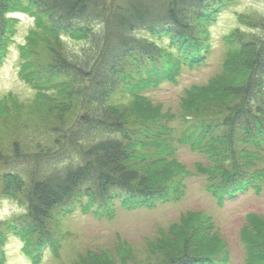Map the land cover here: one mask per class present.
Wrapping results in <instances>:
<instances>
[{
    "label": "trees",
    "instance_id": "16d2710c",
    "mask_svg": "<svg viewBox=\"0 0 264 264\" xmlns=\"http://www.w3.org/2000/svg\"><path fill=\"white\" fill-rule=\"evenodd\" d=\"M232 1L0 0V65L15 13H24L32 27L19 45V74L34 88L31 98L0 95V199L21 207L0 219V247L19 236L38 264L42 249L56 253L58 229L77 207L111 215L116 204L168 201L189 172L173 154L175 141L205 156L195 171L219 204L262 191L263 13H239L244 28L225 36L221 70L184 88L175 112L145 93L204 62L206 26ZM206 219L181 215L147 240V260L222 264L223 241ZM248 220L244 264H264V219ZM130 256L131 244L119 240L113 251L86 250L70 264H128Z\"/></svg>",
    "mask_w": 264,
    "mask_h": 264
},
{
    "label": "rangeland",
    "instance_id": "374dc122",
    "mask_svg": "<svg viewBox=\"0 0 264 264\" xmlns=\"http://www.w3.org/2000/svg\"><path fill=\"white\" fill-rule=\"evenodd\" d=\"M256 12L264 14V0H234L221 8L215 20L207 24L209 33L208 52L203 63L197 67H184L173 81H164L156 87L148 88L145 93L153 100L160 101L164 108L175 112L178 108L183 89L190 84L205 82L222 68V60L229 49L225 36L239 23V13ZM18 17L16 31L9 43L0 65V95L15 93L19 98H31L34 88L19 74V45L25 40L32 27L31 17L16 12ZM72 47L77 40L68 39ZM177 122L174 126H178ZM173 154L189 170L186 177L175 187L168 201L156 202L149 207H125L116 204L111 215L96 213L93 209L83 211L77 207L68 215L58 229L57 251L46 247L42 249L41 262L38 264H70L77 253L86 250L115 249L119 240H125L132 246V256L128 264H155L158 257L150 256L147 260L145 246L148 239L155 238L161 230L177 221L188 211H196L202 217H210L215 235L222 241L225 260L222 264H244L247 250L244 230L249 227L250 214L264 219V187L256 194L251 188L237 192L235 196H224L219 204L205 187V175L196 173L195 165L205 163L201 152L190 150L182 142H173ZM264 167V152L261 154ZM21 212V207L8 199H0V219L11 218ZM193 222L200 221L192 218ZM0 247V264H32L31 259L22 250L19 236L9 235ZM40 252V253H41ZM168 264V263H167Z\"/></svg>",
    "mask_w": 264,
    "mask_h": 264
}]
</instances>
